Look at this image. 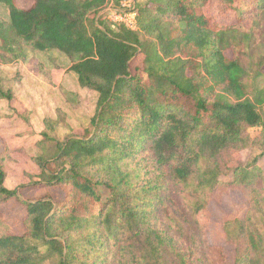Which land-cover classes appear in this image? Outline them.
I'll return each mask as SVG.
<instances>
[{
  "label": "trees",
  "instance_id": "16d2710c",
  "mask_svg": "<svg viewBox=\"0 0 264 264\" xmlns=\"http://www.w3.org/2000/svg\"><path fill=\"white\" fill-rule=\"evenodd\" d=\"M108 1L0 0L9 14L0 16V63L30 51L54 61L56 52L78 86L96 93L81 126L64 111L63 140L61 120L44 118L29 184L6 187L11 148L0 144V203L44 189L24 199L26 232L0 236V264H43L41 247L58 264H264V147L229 181L219 164L226 149L250 146L247 128L264 123V49L254 73L240 61L264 0H136L137 30L101 21ZM8 82L0 76V101L16 99ZM61 91L72 107L80 102L78 91ZM230 188L248 197L246 214L223 223L234 259L216 246L207 261L208 224L198 216Z\"/></svg>",
  "mask_w": 264,
  "mask_h": 264
},
{
  "label": "rangeland",
  "instance_id": "374dc122",
  "mask_svg": "<svg viewBox=\"0 0 264 264\" xmlns=\"http://www.w3.org/2000/svg\"><path fill=\"white\" fill-rule=\"evenodd\" d=\"M30 3V0H19V5L22 7H28ZM0 16L5 20L9 19L8 10L3 5H0ZM230 18H232V16L227 18L225 22H228ZM100 20L109 25V22L106 20L102 18H100ZM243 31L248 30L245 29ZM143 40L145 42L150 41L146 38ZM240 45L242 47L240 61L248 72L254 73L253 69L256 68L255 62L261 56V50L264 49V18L261 17L256 22L253 40L241 42ZM62 57L63 56L60 55L56 57V61H53V67L57 66L56 63L63 65L64 61ZM139 61L140 58H137L135 63ZM15 64L16 63H0L1 71L4 75H7V77H5L6 79L10 78L8 76L14 72L13 68ZM27 68L34 73L35 76L38 75L37 59H32L29 64H27ZM62 68H64V66ZM16 78L18 80L19 76ZM15 80L16 79H9V82L12 83L11 81ZM61 87L79 90L77 80L73 73L68 70L64 71L60 69L53 71L51 74L48 73V98L50 99L48 103V117L61 120V124L55 131V135L58 139L63 140L70 133L65 123L66 114H64V111L67 112V116H69L68 118L72 124L81 126L79 123L85 119L87 120L94 112L96 93L89 90L78 93L80 102L75 105V107H72L70 103L66 101ZM50 95L51 98L49 97ZM26 107V104L20 102L18 99H14L12 102L8 100L0 102V132L3 135L0 136V144L4 143L11 148L10 158L5 164L7 173L5 185L11 190L17 189L20 185L29 184L32 180L37 179L36 174L39 173V167L32 158L39 152L38 148L35 146V141L40 138V135L36 134L35 130L26 122V118H28V112H24ZM261 110L264 116V106ZM263 133L264 123L255 127H249L246 129L245 133L251 142L248 148H228L222 153L219 159V164L222 166L223 170L220 176L221 180L229 181L233 178L232 169L234 167L248 163L253 157L263 152L264 146L260 145ZM258 165L264 168V155L260 158ZM43 192V188H40L38 191L25 187L19 191V199L12 197L8 201L0 203V210L4 220V222L0 223V236L6 234H23L26 232L24 219L27 216V210L24 199L33 198ZM55 194H57V191H55ZM172 194L176 198L177 192L175 187L172 189ZM57 196L61 199L63 196L62 192L60 191ZM247 209L248 197L246 192L239 188H230L217 192L208 208L199 214V221L208 224L206 233L210 249L205 251L208 253L205 256L207 261L210 259L209 256L211 257V255H213V250L216 246H222L229 261H233L235 252L234 245L226 241L223 223L226 219L244 216ZM41 250L44 254L43 264H58L57 256L48 255V251L45 247H41ZM215 256L214 254V257Z\"/></svg>",
  "mask_w": 264,
  "mask_h": 264
},
{
  "label": "crops",
  "instance_id": "0c3cea01",
  "mask_svg": "<svg viewBox=\"0 0 264 264\" xmlns=\"http://www.w3.org/2000/svg\"><path fill=\"white\" fill-rule=\"evenodd\" d=\"M49 55L59 56L56 52L49 53ZM34 58L37 59L38 75L36 76L27 68V64ZM62 60L64 61L63 65L56 63L58 67H53V60L48 58V56L44 57V53L30 51L27 59L16 63L13 68L14 72L8 76L10 77L8 79H16L15 81H11L12 83H8L13 88L16 99L18 98L20 102L26 104V109L29 111L26 122L35 130L36 134H39L44 128L43 120L48 117V103L50 101L48 98V73L51 74L53 71L59 69L66 71L70 66L66 57H62ZM63 66L64 68H62ZM73 75L76 78L75 74ZM0 76L7 77V75L3 74L1 68ZM18 76L19 78L17 80L16 77ZM76 91L82 93L85 90L79 87V90L77 89ZM49 97L51 98V95Z\"/></svg>",
  "mask_w": 264,
  "mask_h": 264
},
{
  "label": "built area",
  "instance_id": "2783aa9c",
  "mask_svg": "<svg viewBox=\"0 0 264 264\" xmlns=\"http://www.w3.org/2000/svg\"><path fill=\"white\" fill-rule=\"evenodd\" d=\"M98 18L112 25H122L130 30H137L136 0H109L100 10Z\"/></svg>",
  "mask_w": 264,
  "mask_h": 264
}]
</instances>
